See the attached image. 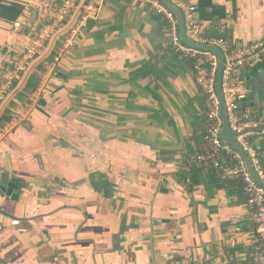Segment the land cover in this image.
I'll return each mask as SVG.
<instances>
[{"label": "crops", "instance_id": "crops-1", "mask_svg": "<svg viewBox=\"0 0 264 264\" xmlns=\"http://www.w3.org/2000/svg\"><path fill=\"white\" fill-rule=\"evenodd\" d=\"M186 1L207 38L232 47L264 38V0ZM38 9L36 0H0V91L10 93L0 103V132L33 107L0 140V186L14 183L19 196L0 188V264H243L245 250L227 243L235 226L251 229L243 181L215 172L212 186L203 172L193 185L197 169H184L203 142L206 96L193 62L175 53L169 23L142 0L111 1L34 106L47 66L35 71V91L4 76L43 27L38 13L25 34ZM17 21L24 29L14 35ZM240 73L254 80V104L264 106V61Z\"/></svg>", "mask_w": 264, "mask_h": 264}, {"label": "built area", "instance_id": "built-area-1", "mask_svg": "<svg viewBox=\"0 0 264 264\" xmlns=\"http://www.w3.org/2000/svg\"><path fill=\"white\" fill-rule=\"evenodd\" d=\"M39 4V16L43 27L34 30L26 45L21 59L8 69L5 80L17 81L18 88L23 87L30 76L42 63H47V77L36 92L34 106L45 93L47 78L57 75L58 65L68 52L77 45L89 27L97 21L104 7L113 0H36ZM152 6L157 15L162 16L170 25V40L175 53L183 59L193 62L196 83L206 96L205 121L206 131L203 142L194 152L186 157L185 170L191 168L209 173L219 168L225 180L241 179L246 195L245 207L252 222L248 233L235 226L234 234L228 245L236 249L241 246L245 251L240 254L243 264H264V187L253 177L242 155L223 138L224 121L221 116V102L217 91V74L220 66L216 54L186 45L179 34V21L175 13L159 0H142ZM184 19L186 37L197 45L219 49L224 56L221 76V91L228 125L237 144L247 155L258 178L264 183V106L258 107L251 99V92L246 87L247 77L241 71L264 61V38L248 46L232 47L224 38H207L200 23L197 8L186 0H168ZM24 24L17 21L12 25L14 35L22 33ZM10 93L0 91V103ZM30 107V106H29ZM28 106L6 122L0 132V140L5 139L22 123L30 119L33 107ZM262 145V148L260 146ZM227 155L235 162L233 166L224 161ZM221 164V165H220ZM19 227L20 221H13ZM251 249L250 253L246 250ZM211 264H232L228 259L213 261Z\"/></svg>", "mask_w": 264, "mask_h": 264}, {"label": "water", "instance_id": "water-1", "mask_svg": "<svg viewBox=\"0 0 264 264\" xmlns=\"http://www.w3.org/2000/svg\"><path fill=\"white\" fill-rule=\"evenodd\" d=\"M161 1L167 8H169L177 16V18L179 20L180 36H181L182 41L186 45L212 52L218 56L220 66H219L218 74H217V91H218V95L220 97V102H221V116H222V119L224 121V128H223V133H222L223 138L232 146L233 149H235L237 152H239L242 155V157L246 161V163H247L253 177L255 178V180L260 185H262L264 187V183L258 178V176L255 173L247 155L244 153L242 148L237 144L235 136H234L233 132L230 130L229 125H228V120H227L226 112L224 109V103H223L222 91H221V76H222V69H223V65H224V56H223L222 52L217 48H211V47H207V46L197 45L194 42L190 41L186 37V34H185L184 19H183L181 12H179L177 9H175L168 2V0H161ZM38 13H39V9L37 10V12L34 14L33 18L29 22L28 27L25 30L26 35L29 34L31 27H33L34 22L38 16ZM253 82H254V80H252V78L250 76H248L247 81H246V87L249 90H252L251 99H254L255 90H256V85H254ZM0 178H1V176H0ZM0 188L8 197L12 198L13 200H17L19 198L18 194H16L18 187L14 183L10 182L7 184H1Z\"/></svg>", "mask_w": 264, "mask_h": 264}, {"label": "trees", "instance_id": "trees-1", "mask_svg": "<svg viewBox=\"0 0 264 264\" xmlns=\"http://www.w3.org/2000/svg\"><path fill=\"white\" fill-rule=\"evenodd\" d=\"M37 69H38V71L41 72L43 70L42 65L40 64L37 67ZM133 77H134V75H133ZM39 82H40V77H39V75H37V72L36 73L34 72L30 76V78H29V80L27 82V85H26V88L25 89L26 90L35 91L36 88H38ZM215 172H219V171L216 170V169H214V170L211 171L210 176H209L210 177L209 178L210 179L209 181H210V184L212 186H214V185H216V184H218L220 182L218 180L217 174ZM185 177H186V175H185ZM202 177H203V172L198 171V170H194L193 173H192V175L190 176V180L192 181V184L195 185L197 183H200V180H201ZM232 185H234V183H232Z\"/></svg>", "mask_w": 264, "mask_h": 264}, {"label": "rangeland", "instance_id": "rangeland-1", "mask_svg": "<svg viewBox=\"0 0 264 264\" xmlns=\"http://www.w3.org/2000/svg\"><path fill=\"white\" fill-rule=\"evenodd\" d=\"M41 65H42V66H43V65H44V66H47V63H42Z\"/></svg>", "mask_w": 264, "mask_h": 264}]
</instances>
